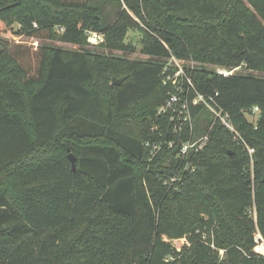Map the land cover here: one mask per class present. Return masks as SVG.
<instances>
[{"label":"trees","instance_id":"trees-1","mask_svg":"<svg viewBox=\"0 0 264 264\" xmlns=\"http://www.w3.org/2000/svg\"><path fill=\"white\" fill-rule=\"evenodd\" d=\"M14 23L79 48L0 42V264H264V0H0V30ZM130 29L149 59L88 48L92 31L134 51ZM170 56L199 63L244 143L202 103L179 134L157 115Z\"/></svg>","mask_w":264,"mask_h":264},{"label":"built area","instance_id":"built-area-1","mask_svg":"<svg viewBox=\"0 0 264 264\" xmlns=\"http://www.w3.org/2000/svg\"><path fill=\"white\" fill-rule=\"evenodd\" d=\"M89 33L94 38H101L100 34L95 32ZM168 60L169 62H167L164 67L162 77V84L168 88V92L165 101L157 108V115L168 112L169 122L171 121L174 123L172 130L175 134H179L182 131L185 123H191L190 107L202 103L209 108L215 120H218L225 128H227L233 134L235 139H239L244 143L243 139L234 128L228 116L224 114L218 107L214 96H205L196 89L191 75L184 66L180 65V61L183 60L177 59L174 56H170ZM240 70V66L233 68H215L216 73L223 76H227ZM251 112L252 114L257 113L258 107L255 106ZM190 130L192 133L191 126ZM207 140V132L195 137L190 136L180 145L179 150L176 153V158H179L180 160L189 158L192 153H196L201 150L207 143ZM165 142H167L168 146L170 147L173 146L174 143L173 140H168ZM155 146L158 149L160 145ZM247 150L249 153L253 151V149L248 146ZM188 167L189 164L186 162L184 165V170ZM176 176L177 174L171 178V181H174ZM253 241L255 243V252L259 256L264 257V237L258 230L254 233Z\"/></svg>","mask_w":264,"mask_h":264},{"label":"rangeland","instance_id":"rangeland-1","mask_svg":"<svg viewBox=\"0 0 264 264\" xmlns=\"http://www.w3.org/2000/svg\"><path fill=\"white\" fill-rule=\"evenodd\" d=\"M19 28V25L17 23H14L12 26L7 27L4 30H0V42L3 41H7V42H22L25 44H31V45H52V46H59L62 48H67V49H77L79 48L78 45L75 44H71V43H66V42H61V41H57V40H49V39H40L37 37H32V36H28V35H20L17 34L16 31ZM92 32V31H90ZM97 33V32H95ZM90 34V33H89ZM100 34V33H97ZM101 38H94L91 35V42L92 44L88 47L90 49H93L97 52H111L113 54L116 55H123L126 58L130 59V60H142L145 61L147 59H149L150 57L148 55H145L143 53L140 52V48H141V34L138 31L135 30H128L126 38H125V42L129 43L131 45H133L135 47L134 51H121V50H107V49H102V48H98L95 47L94 45L98 42L103 40V35L100 34ZM2 46L0 44V50H1ZM169 62V60H168ZM180 65L185 66L187 68H192V67H197L199 65V63L194 62L192 60H183L180 61ZM255 74L258 75H262L264 76V73H260V72H255ZM249 120L254 121L257 117V113L251 114L247 116ZM173 245L176 247L177 250H181L184 246H187V240L185 238H178V239H174L172 241ZM219 254H223V250L219 251Z\"/></svg>","mask_w":264,"mask_h":264},{"label":"water","instance_id":"water-1","mask_svg":"<svg viewBox=\"0 0 264 264\" xmlns=\"http://www.w3.org/2000/svg\"><path fill=\"white\" fill-rule=\"evenodd\" d=\"M123 79H124V78H118V79L113 78V79H112V82H113V83H116V84H119V83H121V82L123 81ZM68 158H69V161H70V163H71V168H72V170H73V171L76 170L75 156H74L72 153H69Z\"/></svg>","mask_w":264,"mask_h":264}]
</instances>
